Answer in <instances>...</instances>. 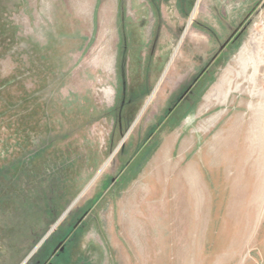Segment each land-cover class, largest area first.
Wrapping results in <instances>:
<instances>
[{"label": "rangeland", "instance_id": "rangeland-1", "mask_svg": "<svg viewBox=\"0 0 264 264\" xmlns=\"http://www.w3.org/2000/svg\"><path fill=\"white\" fill-rule=\"evenodd\" d=\"M25 167L47 213L0 264L78 196L25 264H264V0H0V177Z\"/></svg>", "mask_w": 264, "mask_h": 264}, {"label": "trees", "instance_id": "trees-1", "mask_svg": "<svg viewBox=\"0 0 264 264\" xmlns=\"http://www.w3.org/2000/svg\"><path fill=\"white\" fill-rule=\"evenodd\" d=\"M35 172L34 168L25 167L10 177H0V263L3 258L11 260L10 248L19 243L28 230L36 228L40 216L47 213V182L44 185L41 182L47 172L43 175ZM34 175H38V180H32ZM19 259L16 254L14 262Z\"/></svg>", "mask_w": 264, "mask_h": 264}, {"label": "water", "instance_id": "water-1", "mask_svg": "<svg viewBox=\"0 0 264 264\" xmlns=\"http://www.w3.org/2000/svg\"><path fill=\"white\" fill-rule=\"evenodd\" d=\"M241 26H239L234 32L233 34H231V36L220 46V48L218 49L217 54L214 56V59L220 54V52L229 44V42L231 41V39L235 36V34L239 31L238 29ZM205 70H203L199 76L197 77V79L194 80V82L187 88V90L182 94V96L180 97V99H182L192 88V86L196 83V81L198 80V78L204 73ZM179 99V100H180ZM99 174V173H98ZM97 174V175H98ZM80 198V196H78L76 198V200L68 207V209L62 214V216L55 222V224L50 228V230L45 234V236L39 241V243L35 246V248L27 255V257L21 262V264H25L30 257L37 251V249L43 244V242L47 239V237L51 234V232L56 228V226L61 222V220L65 217V215L68 213V211L71 209V207L74 205V203Z\"/></svg>", "mask_w": 264, "mask_h": 264}, {"label": "flooded vegetation", "instance_id": "flooded-vegetation-1", "mask_svg": "<svg viewBox=\"0 0 264 264\" xmlns=\"http://www.w3.org/2000/svg\"><path fill=\"white\" fill-rule=\"evenodd\" d=\"M191 20H192V19H191ZM208 67H209V65L206 67V69H207ZM205 71H206V70H205ZM205 71H204V72H205ZM203 74H204V73H203ZM203 74H202V75H203ZM202 75H201V76H202ZM201 76H200V77H201ZM200 77H199V78H200ZM199 78H198V79H199ZM196 82H197V81H196ZM190 90H191V89H190ZM186 95H187V94H186ZM186 95H185V96H186ZM181 96H182V95H181ZM181 96H180V97H181ZM185 96H184V97H185ZM184 97H183L182 99L179 98L180 100L178 99V101H177L176 104L174 105L173 109L176 107L177 104H179V103L184 99ZM171 111H172V110H170V113H171Z\"/></svg>", "mask_w": 264, "mask_h": 264}, {"label": "bare ground", "instance_id": "bare-ground-1", "mask_svg": "<svg viewBox=\"0 0 264 264\" xmlns=\"http://www.w3.org/2000/svg\"><path fill=\"white\" fill-rule=\"evenodd\" d=\"M195 10H196V7H195V9H194V12H195ZM194 12L192 13V17L190 18V19H192L193 18V15H194ZM191 22V21H190ZM190 22H188V24L190 23ZM186 32V31H185Z\"/></svg>", "mask_w": 264, "mask_h": 264}]
</instances>
